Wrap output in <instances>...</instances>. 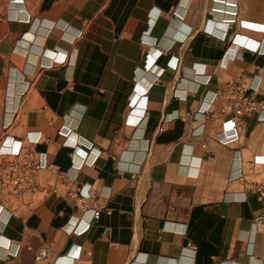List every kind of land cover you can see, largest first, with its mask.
Listing matches in <instances>:
<instances>
[{
	"label": "crops",
	"instance_id": "1",
	"mask_svg": "<svg viewBox=\"0 0 264 264\" xmlns=\"http://www.w3.org/2000/svg\"><path fill=\"white\" fill-rule=\"evenodd\" d=\"M262 29L264 0H0V146L49 166L0 264H264Z\"/></svg>",
	"mask_w": 264,
	"mask_h": 264
},
{
	"label": "built area",
	"instance_id": "2",
	"mask_svg": "<svg viewBox=\"0 0 264 264\" xmlns=\"http://www.w3.org/2000/svg\"><path fill=\"white\" fill-rule=\"evenodd\" d=\"M243 27H246L243 25ZM250 29V28H249ZM261 31H264L262 29ZM245 101L246 108L249 110H254L258 108L260 112H264V104H255L249 98H243ZM242 114V111L239 109L235 112V117L226 123L230 129H234L238 123V117ZM264 117L259 118V122H263ZM0 155L13 157L14 160L8 161L5 164L0 163V212L3 210L9 211L10 215L13 214L14 209H10L12 202L17 200H22L25 195L33 194L38 187L37 174L39 171L47 169L49 166L46 164L43 156L36 155L33 152H22L21 145L18 144L15 148L5 151L3 145L0 146ZM258 159L262 161L261 165L264 167V150L262 155L258 156L254 160V164L258 163ZM249 190H254L257 195V200L264 207V185L251 184ZM98 212L93 213V218L98 217ZM80 225V224H79ZM86 228H83L78 232V227H72L70 232L73 233H82ZM253 227L256 231L264 229V213L254 220ZM77 255L76 257H78ZM47 258V253L41 251L37 255V260ZM61 260V261H60ZM65 260V259H63ZM67 261H73L72 259H66ZM65 263L62 259H57L58 263Z\"/></svg>",
	"mask_w": 264,
	"mask_h": 264
},
{
	"label": "bare ground",
	"instance_id": "3",
	"mask_svg": "<svg viewBox=\"0 0 264 264\" xmlns=\"http://www.w3.org/2000/svg\"><path fill=\"white\" fill-rule=\"evenodd\" d=\"M254 28H256V27H254Z\"/></svg>",
	"mask_w": 264,
	"mask_h": 264
}]
</instances>
